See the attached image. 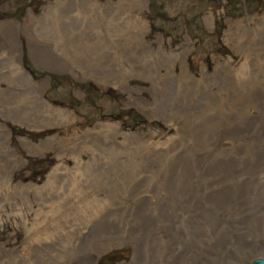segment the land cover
Returning a JSON list of instances; mask_svg holds the SVG:
<instances>
[{
	"label": "rangeland",
	"instance_id": "obj_1",
	"mask_svg": "<svg viewBox=\"0 0 264 264\" xmlns=\"http://www.w3.org/2000/svg\"><path fill=\"white\" fill-rule=\"evenodd\" d=\"M261 78L264 0H0V264H211L209 213L230 226L225 263L249 264L263 252L242 221L264 205L228 208L264 176ZM106 179L123 192L92 219L28 241Z\"/></svg>",
	"mask_w": 264,
	"mask_h": 264
},
{
	"label": "bare ground",
	"instance_id": "obj_2",
	"mask_svg": "<svg viewBox=\"0 0 264 264\" xmlns=\"http://www.w3.org/2000/svg\"><path fill=\"white\" fill-rule=\"evenodd\" d=\"M65 39L66 38H64V40ZM63 46L64 47L69 46L68 42L65 41ZM79 63H80V60H79ZM79 63L74 64V65H79ZM11 67H12L13 73H11L10 75L14 76L18 73V70L13 65ZM114 73H116L115 70L109 68V70L105 71V73L103 75H105V78L109 81H111L110 79H113V80L123 79V78L119 79ZM242 76H244V74L240 75V77H242ZM260 80L264 81V78H261ZM228 84H230V83H228ZM237 84H239L238 89H236ZM240 85H242V86L246 85V87H249L250 85L254 86L253 83H251L249 81L247 82L245 80H243L239 83L233 82L232 86L230 87L229 92L230 93L233 92L232 94L234 95L235 89L237 91H239ZM186 104H187V102L184 103L183 105H181V107L183 108V109H181V111H182L181 113H183L185 116H188L190 114V112L184 108L186 106ZM192 105L194 106L195 103L193 102ZM201 108H202V105L199 107V109H201ZM228 112L229 111L227 110V113ZM54 113H55L54 115L60 114L56 111H54ZM186 113H188V114L186 115ZM60 118H62V117H60ZM206 119L207 118L204 117L203 121H206ZM0 146H3V145L0 144ZM5 147H6V143L4 142V148ZM171 159H172V163L168 162L167 164H169L168 167L171 168V173L175 172L174 173L175 186L179 187L185 181L183 174L189 173V169H188V166H186L181 160L176 159V157L171 158ZM200 162H201V160H199L197 163V166L199 168H200V166H199ZM182 163H183V165H182ZM134 165L138 166V165H143V164L141 162H138V163H135ZM121 168L127 169V171L129 170L127 165H123V166H121ZM230 168H232L231 170H234V169H236V166L231 167V164H230L229 170H230ZM213 169H214V167H213ZM261 169H262V166H258L257 171L261 173V171H262ZM254 175H251V176L244 175V176L239 178V179H245L246 178L244 180V182L247 184L248 190H245V197L237 199V203L233 200L230 202V199H228V201L226 202V205H229V202H230V206H229L230 208H228L229 210H232V211L238 210L239 208H241L238 205V203L241 204L243 202H245V204L254 203L256 206H259V205L263 206L264 205V176L261 180V178L259 177L260 176L259 174H258L259 176L257 174H254ZM134 182L137 183L136 180ZM99 184H101V185H99ZM237 185H238V183L234 186V188H236ZM110 186H113V185L111 183H107V179H106L105 181L100 182V183H96V184L88 183V184L84 185V187H82L81 189L79 187L78 193H76L74 196H73V194L70 195V196H72V198L70 199L72 202L68 203L66 205V206L70 205L73 207L76 206L74 208V212H73L74 214L69 213L66 206L54 209L52 211V213H51V211H49V213H50L49 215H48V213H46L44 215L43 219H41L37 224H35L34 228L30 229L29 234H36V236L28 239V241H31L34 238L38 237L37 240H35V241L33 240L34 244H39V246H45L46 247V244L42 241V238H41L42 232L48 231L50 234L49 236H51V235L55 236L56 233L62 232L61 230H63V231L68 230V228H72L75 226L79 227L81 224L85 223L89 217H90V219H92L97 213H99L102 210V208H104L106 206V204L110 203V201H112V200H115L116 196L119 193L123 192V190H122L123 181H120V183L116 181L117 188L114 186L113 187H110ZM85 187H89V188L86 190V189H84ZM80 190H82V191H80ZM184 193L187 195L186 192H182L181 194L184 195ZM236 193H238V192L232 193L231 195H235ZM101 194H102V196L100 197ZM260 214H261V216L256 215V217L252 218L250 221H245V220L242 221V223H244L243 225L245 227H248L255 234H258L257 239L255 240L256 243L253 244V247L259 245L260 250L263 252V253L258 252L255 255H253V257L249 260V263L254 257H263L264 256V210H262L260 212ZM107 215H110V217L111 216L113 217L114 212L110 211L107 213ZM217 215H218L217 213H215V214L209 213L208 218H207L209 220L208 225H210L208 228V233H207V236L209 239L207 238L204 243H201V242L198 243L197 247H199L198 249H204L211 254V256L213 257L211 259V264H227V263H225L226 259L224 257L225 252H224L223 248L226 244H229L232 241V239L230 238V236L228 234V230H227L230 226H227V225L221 223L220 221H218ZM132 217L133 218H130V219L128 218V220L132 223V225H129V227L131 229L139 228V231L140 230L143 231L144 229L147 228L146 233H148L150 231V228H148L149 225L146 224L143 217H142V219H140L137 215H133ZM140 227H143V228H140ZM40 230H41V233H36L38 231L40 232ZM96 231L98 233L101 232L99 228ZM201 235H202V232L199 230L198 236H201ZM151 239L156 240V238L153 236L151 237ZM87 240H89V239H87ZM90 240H92V239H90ZM221 251H222V253H221ZM83 259L85 260V258H83ZM81 260L79 262H77V264H87V263H84V261L82 262ZM197 264H209V262L203 263V262H200L199 260H197Z\"/></svg>",
	"mask_w": 264,
	"mask_h": 264
},
{
	"label": "water",
	"instance_id": "obj_3",
	"mask_svg": "<svg viewBox=\"0 0 264 264\" xmlns=\"http://www.w3.org/2000/svg\"><path fill=\"white\" fill-rule=\"evenodd\" d=\"M249 264H264V256L253 258Z\"/></svg>",
	"mask_w": 264,
	"mask_h": 264
}]
</instances>
